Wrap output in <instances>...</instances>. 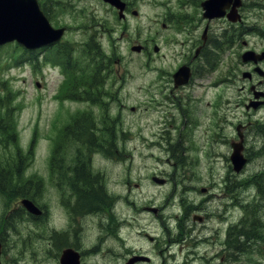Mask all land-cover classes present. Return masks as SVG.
I'll list each match as a JSON object with an SVG mask.
<instances>
[{
    "label": "rangeland",
    "instance_id": "rangeland-1",
    "mask_svg": "<svg viewBox=\"0 0 264 264\" xmlns=\"http://www.w3.org/2000/svg\"><path fill=\"white\" fill-rule=\"evenodd\" d=\"M41 1L45 2L46 0ZM48 1L51 5L50 18L53 26L70 28L65 36L69 46L71 44L80 46L86 43L89 32L85 30L90 25L86 17L103 18L106 15L108 16V14L110 16L112 14L113 16L116 15L113 9L111 12L100 0ZM133 1L138 5L137 9L140 16L138 15V18H134L130 22V34L132 36L135 35L134 27L139 26L138 36L135 35L131 43H135L138 40L136 37H140V41H142L147 40L151 35L159 34L162 37L161 41L167 42L169 40V44L164 49L167 56L160 63L166 66L175 65L176 57L183 53L185 49L186 38L183 34V28L177 29L175 24L170 25L168 20L169 26L164 29L161 28V23L159 21L155 22L154 19L166 14L170 6L176 9L178 0ZM189 1L191 2L192 0ZM254 1L261 2L256 3ZM246 3L248 5L247 12H252V15L256 14L257 18L260 17L263 20L264 27V11L256 12L258 10H254V6H261V3L264 4V0H246ZM189 7L186 6L184 10L187 9L192 16L199 18L200 9L198 7L195 9V6ZM252 15L251 17L254 18ZM113 20H111L112 29L118 31L114 34V38L122 40L120 46H117L121 49V60H124L122 66L125 70L126 68H129V70L133 68V72H135L137 70L135 68H140L141 65L147 64V55L134 54L127 49V46H130L129 42L132 37L129 35L125 36L122 31V24L119 27L118 23L113 22ZM150 25L151 27H149ZM218 25L219 27L225 26L222 23ZM92 26H96V23H93ZM110 35L107 34V36ZM103 41L107 45V40L103 38ZM255 41L257 39H253V43ZM114 46H116L115 42ZM163 46H165L164 43ZM58 49L64 50L62 48ZM56 54L55 51L28 53L17 43H10L0 47V119L11 123L8 130L3 131L4 136L0 135V159L3 162H12L17 160L19 155L25 156L23 174L18 181L24 182L27 179L41 181L42 184L39 189L41 193L36 198V201L48 213H52L42 221L25 219L19 217V215L14 218L15 228H12L10 233L6 234L4 239L9 244L8 251L11 261L19 262V264H54L56 260V248L51 238L53 236L52 229L58 225L55 221V213L62 214V193H68L69 188L64 183L57 184L55 175L50 168L51 158L53 149L55 150L56 147L54 145H57L62 135L59 128H62L65 123L69 124L72 114L76 115L77 112L82 111L86 107V105L77 103V101H67L64 109L59 111L62 102L57 99V95H54L58 90L66 87L69 79L65 81L59 72L51 68L53 67L51 64H62L54 59ZM37 57H39L41 62L43 61L42 64L38 63ZM156 59L159 58L155 57ZM227 62H236V60L228 56ZM155 63L158 66L157 62ZM79 64L82 65V62H79ZM120 70L122 71V67ZM77 76H71L72 81L68 84L74 82ZM218 77L221 81H224L220 82L219 87L214 89L204 87V89L199 91V97L203 95V92L206 95L202 106L210 117L215 114V104L219 102L218 122L213 126L211 136H204L200 132H196L193 134L194 136L192 135V143L195 145L193 147L196 149H201L202 147L206 152H208V149L211 150L209 169L201 163L197 165L189 163L183 167L174 168V160L170 158V152L167 150L170 146V142L169 144L167 142L174 138L175 135L173 132L171 133L166 119L170 114L169 104L166 101L162 102V100H159L155 105L159 106L161 112L155 113L152 109L154 104L151 111L148 103L153 101L151 95H147L142 91H140L142 96L140 95L138 98L133 95L136 87L141 88L146 85L149 81L148 76L139 80L127 81V99L117 105L121 113V119L117 122L118 131L127 130V133L121 134L115 140L116 145L113 148L115 150L118 148L119 151L116 150V154L110 155L104 150L94 157L93 151L90 152L88 149L85 151V157L89 158L90 161L92 160V169L99 172L106 179L107 187L112 190L113 195L121 194V196L126 197V200L115 198L111 201V207L117 205V210H114V213L116 218L122 222L115 219L110 220L108 214L102 213L88 215L85 218V225L81 231L86 234L84 241L90 238L97 242L100 247H103V251L101 249L97 251L99 256L90 261L89 264H123L122 262H115L119 259V254L128 252L130 245L142 246L141 239L138 240L136 236L138 235L137 227L132 224L127 226V221L133 222L134 218L138 220L142 227L144 224L150 223L151 220H155L154 232L150 230L152 235L159 236L155 244L156 256L154 264H184V256L181 254L184 248L180 249L179 247L177 251L174 247L172 250L170 249L174 242L170 240L171 230L162 222H156L152 215H143L138 212L132 203L143 206L153 200L159 205L166 201L164 211L166 213L165 216L169 218L170 216L178 215V209L184 204L194 199L200 200L204 195L200 196L199 191L196 189L190 191L184 189L183 183L188 177L192 178V174H196L197 177H194L192 181L193 186L200 189L205 186L211 187L213 183L212 176L215 178L219 176L223 165H226L225 161L229 157L230 147L229 144H224V140L236 135L235 127L239 122L246 125V147L251 156L250 163L245 168L242 176L246 177V179H251L254 176L257 179L260 178L264 169V149L261 153L255 149L260 144L258 142L264 144V132L257 127L258 125H264V107L258 110H251L250 112H247L243 107H239V82H233L227 76L221 75L220 70ZM210 82L209 80H204L205 85ZM207 101L211 102L210 109L206 107ZM142 102H147L146 111L149 115L142 116L144 114L142 108L141 111L137 108L140 114L139 112L133 114L131 107L142 105ZM104 109L108 110V107L105 106ZM94 111H97V109L94 108ZM8 113L10 114L9 116ZM227 113L229 117L227 116L226 119L230 120L227 122L228 125L222 122L223 114L226 116ZM112 116H116V113L113 112ZM147 120L150 124L147 123ZM200 120L203 121V118L200 117ZM230 123L234 125H230ZM55 125L57 127H54ZM103 126L105 127L106 123ZM132 129L134 132L139 130V133L143 134V136L140 135L139 139H136V134L131 136ZM106 136L107 133L105 132H101L98 135L99 138ZM186 136L184 135L183 137ZM143 137L147 139V142H144ZM42 138L45 140V144ZM213 140L217 141V143L212 144ZM67 143L66 140H63L64 145ZM187 146H190V143ZM94 149H97V147ZM30 150L32 151L31 155H29ZM79 151L80 149L75 146L70 151L71 159ZM190 156L199 160L200 154L198 152L191 153ZM202 157V160L207 159L204 155ZM154 175L169 177V185L162 188L158 187L152 181ZM251 180L255 181L253 178ZM174 187H177L175 191L173 190ZM208 189L212 190V188ZM250 189V182L247 184L242 183L240 196H247ZM165 195L166 198H162ZM251 195H254V192ZM127 198L130 200H127ZM6 204L7 200L2 201L0 198V217L4 215L1 206L6 207ZM55 206H58V211H54ZM261 208L264 209V205ZM236 216L237 218L239 216L238 210L236 211ZM16 219L17 222H15ZM65 223L64 221L63 225ZM68 224L72 225L73 222L69 221ZM175 225L176 223L173 222V229H175ZM58 231H61V229ZM112 236H115L117 240L112 238ZM109 248L112 249L111 262H107L108 255L105 254V252L108 253ZM161 251H163V257H166L167 262H163V257L160 255ZM176 252H179L178 256ZM175 257L177 259H174ZM254 257L256 256L254 255Z\"/></svg>",
    "mask_w": 264,
    "mask_h": 264
},
{
    "label": "flooded vegetation",
    "instance_id": "flooded-vegetation-1",
    "mask_svg": "<svg viewBox=\"0 0 264 264\" xmlns=\"http://www.w3.org/2000/svg\"><path fill=\"white\" fill-rule=\"evenodd\" d=\"M103 29H105L104 25H101ZM194 27L192 30H195ZM189 31L187 32V41L184 53L181 55V62L182 65H187L191 68L192 77L189 83L186 86H179L176 87L172 74V69L161 66L160 60L156 59L160 58L162 61L164 59L161 57L162 54L155 53V47L158 45L156 42V37L151 38L148 40L147 45H143V50L141 54L146 53L147 58L149 61L148 70L143 74L148 76L150 73V80L148 81V91L147 95L152 96V100L157 104L159 100L169 101L170 104L173 106L172 111L175 112L173 115L168 117L169 127L173 128L174 133L176 134H183V130L186 129L188 131H193L197 124L196 120L201 116L198 113V107L203 103L204 100L199 97L200 87L204 86V79H206L211 75L212 69L214 66V60L216 55H218V46L215 39L210 36L208 38L207 45L204 46L200 37H198L197 31ZM100 39H97L95 44L98 46V49L93 51L89 57V68L95 74H98L99 79H95L89 82L88 86L84 91L86 92L87 97L85 100L88 103L93 102H100L104 101V99L109 96L111 100H118V97L121 93V86L120 82L116 79L111 80L110 77L114 78L117 77L119 74V67L117 65L118 60L114 61V65H111L108 62V57H112V54L120 55L117 52V49L114 47V42L116 46H119L121 41L119 38H114L113 36H107L110 43V48L105 49V55L102 53L99 45L102 46L103 36L104 34L97 33L96 34ZM101 35V36H100ZM106 37V36H104ZM159 47V46H158ZM158 49V48H157ZM106 59V61L104 60ZM157 62L156 65L153 62ZM142 72V70H139ZM139 73H137L136 77L139 78ZM149 78V76H148ZM218 84H214L217 86ZM264 89V83H263ZM140 87H136V90L133 91V94L140 96ZM144 93V92H143ZM77 98H81L78 96ZM123 98H125L123 96ZM243 100V104H245V99ZM97 122L95 123L94 128H88L89 133L92 134L93 132H105L108 129L103 127L101 124L102 118L104 117L102 113L98 110L96 113ZM209 117V116H208ZM214 117V115H213ZM212 117V118H213ZM213 121L211 120V127ZM88 125V120H86V126ZM100 125V127H98ZM91 143V142H90ZM230 185L228 186L227 190L230 191ZM89 191H74L70 193H64L61 198V209L62 214L55 213V221L57 222V227H53V245L56 246V260L54 264H60L61 257L65 251L73 250L74 254L78 255L80 260V264H89L90 261H93L96 257L99 256L97 251L101 249L103 251V247L97 242H94L92 239L88 238L84 241V237L86 234L80 235L83 227L85 225V218L88 215H97V214H108L110 220H118L114 211L111 209H106L102 207H92V205H101L102 201L106 199V194H98L94 195L92 198H89L88 195H93L88 193ZM217 197V195H215ZM219 206V205H218ZM155 208L153 204L152 207L148 208L149 211ZM196 209L197 214L194 216L191 215V209ZM42 212L40 216H33L34 220L42 221L44 220L49 213L46 212L45 209L41 208ZM186 209L185 215L183 217V221L185 224L183 225V230L180 234V242L182 246L191 245L192 249L190 252L192 255L185 257V264H196L194 262H202L200 261L204 255H201L200 252L197 251V245L201 242H206L207 245L214 244L218 245V235L222 234L223 236V243L222 246L218 245L216 250V255L220 256L221 254L226 255L228 258L232 256V244L234 243V234L230 235V225L229 223H224L225 217L223 215H219L222 218V226H219L214 234L210 231L207 227V223L210 219L209 217V205L200 204H191L188 205ZM222 209L224 207L222 206ZM160 211V208L157 209ZM157 211V216L160 217L161 214ZM153 213V211H151ZM220 209H218V213ZM23 213L26 211L23 210ZM155 213H153L154 215ZM198 215V217H196ZM66 222L63 225V222ZM71 221L73 224H68ZM197 221L202 222L200 226L201 229H197ZM234 222V221H233ZM61 229V231H58ZM150 230L154 231V220L150 223H146L143 225L142 232L140 233L137 230L138 235L137 239H141L142 246L130 245V250L125 254H119V259L115 262H122L123 264H154L155 263V256H156V240L152 238V234ZM208 235V236H206ZM0 240L3 242V254H2V263L3 264H10V261L6 259V250H7V243L5 238V233L0 234ZM113 237V236H112ZM89 240V241H88ZM123 241H126L122 239ZM194 244V245H193ZM195 246V248L193 247ZM105 252V251H104ZM107 262H111L112 256V249H109ZM160 255L163 257L162 252ZM141 257L146 258L148 257L149 260L140 259ZM225 258H223L224 260ZM194 260V262H193Z\"/></svg>",
    "mask_w": 264,
    "mask_h": 264
},
{
    "label": "water",
    "instance_id": "water-1",
    "mask_svg": "<svg viewBox=\"0 0 264 264\" xmlns=\"http://www.w3.org/2000/svg\"><path fill=\"white\" fill-rule=\"evenodd\" d=\"M112 5L118 6V0H104ZM223 0H209L203 4L207 11L205 15L209 18L214 16V12L223 9ZM64 29H54L47 17L39 7L37 0H0V45L6 42L17 40L28 49H37L59 40ZM263 55H255L248 52L244 55V60L256 61ZM188 69H180L175 77L181 78L180 84L185 83L189 78ZM242 143L234 145L232 162L234 169L239 172L246 163L242 156ZM24 206L34 212L36 208L28 200L23 201Z\"/></svg>",
    "mask_w": 264,
    "mask_h": 264
},
{
    "label": "trees",
    "instance_id": "trees-1",
    "mask_svg": "<svg viewBox=\"0 0 264 264\" xmlns=\"http://www.w3.org/2000/svg\"><path fill=\"white\" fill-rule=\"evenodd\" d=\"M46 10V8L44 7ZM47 12V10H46ZM63 49L65 47H62ZM69 49L66 48L64 51V54L67 55L69 53ZM81 123L76 120L75 126L68 127L65 129V136L71 137L73 141L75 142H86L88 139V135H85L84 132H81ZM9 127H6V129ZM3 161L0 159V194H22L25 195L29 193L27 183L20 185L18 183V179L21 177V174L23 173V165L25 164V157L24 156H18L17 160H15V163H2ZM261 175H264V169L261 172ZM76 176L77 182H81L84 185L83 191H89L88 193L93 195H88L89 198H92L94 195L98 194H105L104 189L100 185L99 178L94 177L91 174L84 171V168H77L76 169ZM256 180L255 176L252 177ZM98 185V186H97ZM241 234L243 236H247L248 239L254 238V236H250L248 232H245L241 230ZM237 251L244 252V248L240 247V244H237L236 246ZM262 250V249H261ZM259 255L264 256V249L263 252H261ZM255 258H251V262L254 263Z\"/></svg>",
    "mask_w": 264,
    "mask_h": 264
},
{
    "label": "bare ground",
    "instance_id": "bare-ground-1",
    "mask_svg": "<svg viewBox=\"0 0 264 264\" xmlns=\"http://www.w3.org/2000/svg\"><path fill=\"white\" fill-rule=\"evenodd\" d=\"M43 143L45 144V141H43Z\"/></svg>",
    "mask_w": 264,
    "mask_h": 264
}]
</instances>
